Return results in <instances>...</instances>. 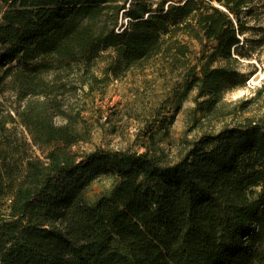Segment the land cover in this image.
<instances>
[{"label":"trees","instance_id":"16d2710c","mask_svg":"<svg viewBox=\"0 0 264 264\" xmlns=\"http://www.w3.org/2000/svg\"><path fill=\"white\" fill-rule=\"evenodd\" d=\"M0 1V264H264V111L162 162L78 152V112L59 98L69 76L93 79L106 51L114 75L159 54L187 65L182 35L202 46L185 82L192 113L213 115L264 45V0ZM103 175L112 190L88 202Z\"/></svg>","mask_w":264,"mask_h":264},{"label":"rangeland","instance_id":"374dc122","mask_svg":"<svg viewBox=\"0 0 264 264\" xmlns=\"http://www.w3.org/2000/svg\"><path fill=\"white\" fill-rule=\"evenodd\" d=\"M252 4L260 2L253 0ZM3 9L0 1V14ZM257 14L259 22L264 24V8H258ZM179 38L192 51L185 66L175 68L166 56L159 54L141 67L114 75L106 70L112 54L106 51L95 62V81L86 79L81 83L72 79L73 75L69 76L67 82L73 85L67 84V89L72 90L66 92L64 88L59 98L65 110L78 112L77 129L83 133L84 140L73 146L75 150L84 153L95 149L148 151L162 162H174L185 152L188 141L261 115L264 93L258 90L264 76V45L252 58L238 63L240 71L248 75L245 84L226 91L213 115L194 117L196 89L187 90L185 82L195 62L193 56L202 46L182 35ZM24 102L14 103V106L22 107ZM54 120L57 124L65 121L63 117ZM114 184L115 178L111 176L94 179L86 188L88 202L94 203L100 196L109 194Z\"/></svg>","mask_w":264,"mask_h":264}]
</instances>
